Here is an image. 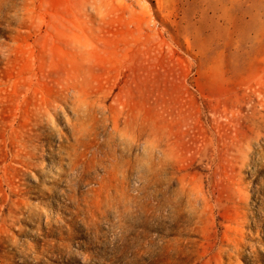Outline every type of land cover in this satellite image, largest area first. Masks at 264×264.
Listing matches in <instances>:
<instances>
[{
    "label": "rangeland",
    "instance_id": "374dc122",
    "mask_svg": "<svg viewBox=\"0 0 264 264\" xmlns=\"http://www.w3.org/2000/svg\"><path fill=\"white\" fill-rule=\"evenodd\" d=\"M0 264H264V0H0Z\"/></svg>",
    "mask_w": 264,
    "mask_h": 264
},
{
    "label": "bare ground",
    "instance_id": "6f19581e",
    "mask_svg": "<svg viewBox=\"0 0 264 264\" xmlns=\"http://www.w3.org/2000/svg\"><path fill=\"white\" fill-rule=\"evenodd\" d=\"M155 1H157V2H158V4H160V2H161V0H155Z\"/></svg>",
    "mask_w": 264,
    "mask_h": 264
}]
</instances>
